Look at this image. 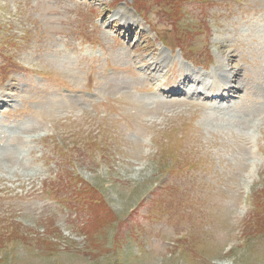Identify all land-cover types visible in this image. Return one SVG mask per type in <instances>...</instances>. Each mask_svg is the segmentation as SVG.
Returning <instances> with one entry per match:
<instances>
[{"label": "rangeland", "instance_id": "1", "mask_svg": "<svg viewBox=\"0 0 264 264\" xmlns=\"http://www.w3.org/2000/svg\"><path fill=\"white\" fill-rule=\"evenodd\" d=\"M112 1L0 0V264H264V0Z\"/></svg>", "mask_w": 264, "mask_h": 264}, {"label": "bare ground", "instance_id": "2", "mask_svg": "<svg viewBox=\"0 0 264 264\" xmlns=\"http://www.w3.org/2000/svg\"><path fill=\"white\" fill-rule=\"evenodd\" d=\"M160 63H162V65H163V59L159 60V64ZM148 65L149 64H144V68H148ZM157 66H158V63H155V68ZM170 69L172 70L171 73L176 72V70H174V67H172ZM146 74L150 78L152 77L150 73L147 72ZM186 83H187V85L185 86ZM190 84H194V82L191 80V74L185 73L184 75L179 76L177 78V80H175V84L170 85L169 81L166 80L163 84L159 85L158 90L160 93L169 96L167 99L177 98L178 94L182 93V90L186 91L187 88L190 86ZM217 85L218 84H215V85H213V87H216ZM181 86L183 87L182 89L180 88ZM55 89H57L60 94H63L61 92V87L59 85ZM195 91H197V89ZM195 91H192V92L188 91L189 98H192L194 95H196L197 92H195ZM232 91H234V88L228 89V88L221 87V88L212 89V90L207 91V92H203L200 95H202V96L207 95V97H205V100L208 103H212L213 101L230 102ZM198 93H200V92H198ZM208 95H209V97H208ZM0 106H1V104H0ZM211 109L212 110H218L219 107L211 106Z\"/></svg>", "mask_w": 264, "mask_h": 264}, {"label": "trees", "instance_id": "3", "mask_svg": "<svg viewBox=\"0 0 264 264\" xmlns=\"http://www.w3.org/2000/svg\"><path fill=\"white\" fill-rule=\"evenodd\" d=\"M157 5L162 6L161 10L170 18L172 24L175 29L180 32V30L176 27L177 22L182 20L181 11L182 7L180 6V1L178 0H154ZM187 27L191 28L193 31L194 25L192 23L187 22ZM188 28H184V31H189ZM180 200V199H179Z\"/></svg>", "mask_w": 264, "mask_h": 264}]
</instances>
